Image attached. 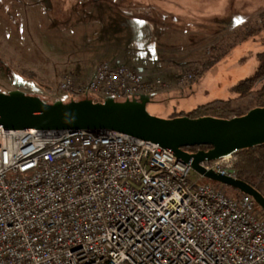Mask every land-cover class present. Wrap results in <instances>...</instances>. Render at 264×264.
<instances>
[{"label":"built area","instance_id":"1","mask_svg":"<svg viewBox=\"0 0 264 264\" xmlns=\"http://www.w3.org/2000/svg\"><path fill=\"white\" fill-rule=\"evenodd\" d=\"M58 86L96 102L138 98L154 85L101 61L87 78L64 74ZM199 164L237 178L231 154ZM203 177L124 133L0 126V264H264L253 198L228 197Z\"/></svg>","mask_w":264,"mask_h":264},{"label":"rangeland","instance_id":"2","mask_svg":"<svg viewBox=\"0 0 264 264\" xmlns=\"http://www.w3.org/2000/svg\"><path fill=\"white\" fill-rule=\"evenodd\" d=\"M95 2L107 6L110 3L117 13L130 3H138L141 15L176 27L174 30L180 31L177 43L185 39V46L191 48L190 54L186 50L184 71L179 69L177 73L178 82L161 93L164 100L146 104L150 114L169 118L173 112H187L219 99L248 108L252 95L237 98L234 86L254 75L259 54L264 51V0H0V92L18 89L26 94H44L49 100H70L58 86L59 75L51 79L42 75L48 62L44 56H49L54 66L58 53L63 55L73 49L78 54L85 52L83 48L91 43L93 25L83 26L78 19L73 23L78 14L72 8L80 7L77 12L83 14ZM61 11L68 22L58 18ZM213 59L212 64L201 68L204 61ZM102 60L107 61L105 57L89 61L92 64ZM187 74L192 79L184 77ZM148 95L151 100L158 98L153 92ZM232 158L234 161L233 155ZM195 177L191 172L189 179ZM201 181L231 198L239 193L221 182L204 177ZM255 208L264 218L257 204Z\"/></svg>","mask_w":264,"mask_h":264},{"label":"water","instance_id":"3","mask_svg":"<svg viewBox=\"0 0 264 264\" xmlns=\"http://www.w3.org/2000/svg\"><path fill=\"white\" fill-rule=\"evenodd\" d=\"M147 95L116 101L93 102L88 97L68 101H46L39 95L18 89L0 92V126L8 130H35L49 134L84 130L120 132L134 139L150 141L188 163L205 178L221 182L250 195L264 211V196L242 179L206 170L203 160H214L236 150L264 143V105L242 115L219 118L185 115L160 118L146 110ZM207 146L189 152L184 147Z\"/></svg>","mask_w":264,"mask_h":264},{"label":"crops","instance_id":"4","mask_svg":"<svg viewBox=\"0 0 264 264\" xmlns=\"http://www.w3.org/2000/svg\"><path fill=\"white\" fill-rule=\"evenodd\" d=\"M72 10H76L78 14L77 18L73 17V23L78 19L83 26L93 25L89 39L91 43L83 48L85 52L79 54L74 49L63 55L58 53L60 57H57L54 66L49 61V56H44L48 62L46 61V69L42 71V75L47 74L50 79L59 75L61 79L64 74H71L76 78L84 79L94 72L99 63L91 64L90 58L105 57L112 63L133 65L130 68L140 71L147 80L152 81L154 86L146 95L149 97L148 94L153 92L158 98L150 99L149 103H159L164 100L161 93L165 88L176 85L179 69L183 70L187 62L186 50L188 49V54L191 53V48H187L184 44L185 39H182L180 44L177 43L179 40L177 33L180 31L174 30L176 27L161 25L153 18L141 15L138 3H130L124 7V10L128 11L123 10L118 13L114 12L110 3L107 6L98 5L97 2L86 7L83 14L77 12L80 11V7H74ZM62 14L61 11L58 18L64 23L68 22L67 15ZM154 78H158L161 82L154 83ZM179 83L182 81L180 80ZM37 95L46 101H54L49 100L44 94Z\"/></svg>","mask_w":264,"mask_h":264},{"label":"trees","instance_id":"5","mask_svg":"<svg viewBox=\"0 0 264 264\" xmlns=\"http://www.w3.org/2000/svg\"><path fill=\"white\" fill-rule=\"evenodd\" d=\"M262 22L264 27V19ZM248 32L251 33L252 30H249ZM214 60L215 59L204 61L201 64V68H205L212 64ZM258 60L259 63L254 75L239 81L234 86L238 91L237 98L252 95L250 97L248 108L244 109L238 104L233 105L231 100L219 99L197 105L187 112H173L169 117L182 115L188 117H198L210 115L219 118H229L232 116L242 115L250 108L264 105V51L259 54ZM195 74H197V72ZM203 147L207 146H188L183 149L189 152H194L198 149H202ZM231 155L235 157L233 164L237 169V178L249 183L264 196V143L236 150L231 153ZM241 193L242 192L239 191L235 197L239 196ZM261 211L263 210L261 209Z\"/></svg>","mask_w":264,"mask_h":264},{"label":"flooded vegetation","instance_id":"6","mask_svg":"<svg viewBox=\"0 0 264 264\" xmlns=\"http://www.w3.org/2000/svg\"><path fill=\"white\" fill-rule=\"evenodd\" d=\"M208 147H203L202 149H204V150H206ZM198 150H200V149H198Z\"/></svg>","mask_w":264,"mask_h":264}]
</instances>
